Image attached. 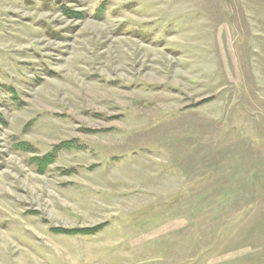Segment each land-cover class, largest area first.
I'll use <instances>...</instances> for the list:
<instances>
[{"label": "rangeland", "instance_id": "1", "mask_svg": "<svg viewBox=\"0 0 264 264\" xmlns=\"http://www.w3.org/2000/svg\"><path fill=\"white\" fill-rule=\"evenodd\" d=\"M0 264H264V0H0Z\"/></svg>", "mask_w": 264, "mask_h": 264}, {"label": "trees", "instance_id": "2", "mask_svg": "<svg viewBox=\"0 0 264 264\" xmlns=\"http://www.w3.org/2000/svg\"><path fill=\"white\" fill-rule=\"evenodd\" d=\"M49 157L46 156L44 157L43 159H36V161L40 162L41 163V167H46L47 164L51 163L52 162V159H48ZM43 161V162H42Z\"/></svg>", "mask_w": 264, "mask_h": 264}]
</instances>
